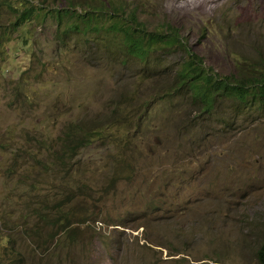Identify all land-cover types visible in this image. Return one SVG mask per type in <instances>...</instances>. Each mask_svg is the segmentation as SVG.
<instances>
[{
  "label": "rangeland",
  "instance_id": "rangeland-1",
  "mask_svg": "<svg viewBox=\"0 0 264 264\" xmlns=\"http://www.w3.org/2000/svg\"><path fill=\"white\" fill-rule=\"evenodd\" d=\"M123 1L148 28L178 29L218 75L264 62V0ZM55 29L25 24L1 43L0 252L13 243L16 264H264V114L223 101L206 115L165 95L182 51L148 71L105 58L102 34L86 35L96 50L75 37L60 48ZM78 130L89 140L75 134L63 153ZM57 206L67 221L52 229L38 215Z\"/></svg>",
  "mask_w": 264,
  "mask_h": 264
},
{
  "label": "trees",
  "instance_id": "trees-1",
  "mask_svg": "<svg viewBox=\"0 0 264 264\" xmlns=\"http://www.w3.org/2000/svg\"><path fill=\"white\" fill-rule=\"evenodd\" d=\"M141 11V7H129L123 0H0V48L1 43H9L10 36L18 33L23 25L34 26L52 19L56 24L55 36L60 48L75 37L85 49H95L86 35L102 34L109 47L113 44V50L102 51L103 56L115 58L119 53L118 62L122 65L136 60L142 69L148 71L155 66L163 67V70L173 68L168 57L182 51L185 55L180 69L174 74L172 84L165 88V95H187L206 115L212 114L217 104L223 101L230 102L236 114H250L258 110L259 114H264V62L256 64L257 67L254 64H238L233 74L218 75L185 44L178 29L169 23L150 29L140 18ZM27 37L28 33L22 43L29 39ZM101 41V38L93 39L92 44ZM110 118L113 120V115ZM75 134L80 136L83 145L89 140L79 130L75 131L70 134L74 144L70 148L65 147L71 143L69 141L63 153L69 154L78 148L74 142ZM45 201L42 197L37 205L41 206ZM56 210L55 216L46 217L42 212L38 215L52 229L67 221L60 206ZM69 212L72 217L73 213ZM69 239L72 240L70 234H66L57 243L71 244ZM0 253V264H16L22 258L13 243L3 246ZM259 258L264 262V247Z\"/></svg>",
  "mask_w": 264,
  "mask_h": 264
}]
</instances>
